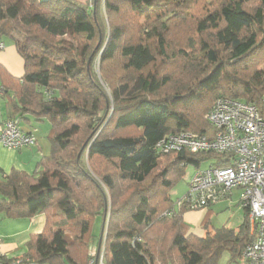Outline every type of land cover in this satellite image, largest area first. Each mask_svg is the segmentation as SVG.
<instances>
[{
  "label": "trees",
  "instance_id": "trees-1",
  "mask_svg": "<svg viewBox=\"0 0 264 264\" xmlns=\"http://www.w3.org/2000/svg\"><path fill=\"white\" fill-rule=\"evenodd\" d=\"M0 38L24 62L21 77L2 73L6 119L50 123L36 169L0 178L6 217L45 219L22 263L89 264L98 218L104 264L240 259L246 207L237 229L198 236L169 195L187 164L230 166L229 155L156 144L207 134L219 97L254 104L264 120V0H0Z\"/></svg>",
  "mask_w": 264,
  "mask_h": 264
},
{
  "label": "built area",
  "instance_id": "built-area-1",
  "mask_svg": "<svg viewBox=\"0 0 264 264\" xmlns=\"http://www.w3.org/2000/svg\"><path fill=\"white\" fill-rule=\"evenodd\" d=\"M4 47L0 38V49ZM206 120L211 126L207 134L182 131L166 135L156 144L163 152H212L229 155L231 160L230 166L217 167L216 159L211 158L208 167L197 168L177 206L199 209L239 189V202L248 210L249 240L240 259L231 264H264V120L254 104L229 97H219L207 112ZM35 143V136L22 130L17 119L0 123V145L19 150ZM92 255L89 264H102V257ZM3 258L0 241V264H4ZM13 264L26 263L16 260Z\"/></svg>",
  "mask_w": 264,
  "mask_h": 264
},
{
  "label": "crops",
  "instance_id": "crops-1",
  "mask_svg": "<svg viewBox=\"0 0 264 264\" xmlns=\"http://www.w3.org/2000/svg\"><path fill=\"white\" fill-rule=\"evenodd\" d=\"M4 42L5 47L0 49V123L7 118L5 100L2 95L4 86L2 73H7L14 78H19L24 73L23 58L14 42L7 39H4ZM22 121L28 123L22 130L31 132L36 138V143L19 150L8 149L0 145V178L9 174L12 169L32 173L36 169L39 159L49 153V143L40 139L39 135L47 136L46 133L49 132L50 123L36 121L27 114L20 120V125ZM231 197L232 191L225 199H231ZM205 210L204 213H208L212 210V206L210 205ZM44 222L45 219L42 214H35L30 218H9L5 216L4 211L0 208V241L4 258L13 259L14 261L22 260L26 251V242L29 240L30 235L40 233ZM223 225L230 227L227 223ZM97 243L96 241L94 244Z\"/></svg>",
  "mask_w": 264,
  "mask_h": 264
},
{
  "label": "rangeland",
  "instance_id": "rangeland-1",
  "mask_svg": "<svg viewBox=\"0 0 264 264\" xmlns=\"http://www.w3.org/2000/svg\"><path fill=\"white\" fill-rule=\"evenodd\" d=\"M88 3H91V0H82ZM44 123H48L47 119H44ZM25 121L21 122L20 127L24 128L26 126ZM48 134V133H46ZM40 139H43L49 143L46 135L40 134ZM211 164V160L207 159L202 161L199 166L195 167L191 164H187L184 167V172L180 178H178L173 186V188L169 191V195L171 199L175 200L177 198L182 197L188 187L187 184L189 182L190 177L194 173L197 168H206ZM241 191L238 189L232 190L231 199L222 198L220 200L214 201L211 206L212 210L208 213H204L205 209H189L183 212V219L189 225V232L194 233L195 235H204L207 230H213L214 228H218L222 226L224 223H227L230 227L237 229L240 223L243 220V207L239 202ZM105 227L103 226V231L101 234V240L98 241V236L101 231V221L100 219H95L93 222V235L95 236V241H98L97 244H90L87 250L88 253V261L91 258V253H93L92 258L99 259L102 257V264L105 261V249H104V235H105ZM228 254L223 253L219 258L217 264H228Z\"/></svg>",
  "mask_w": 264,
  "mask_h": 264
}]
</instances>
